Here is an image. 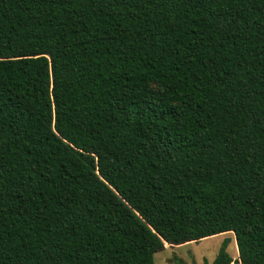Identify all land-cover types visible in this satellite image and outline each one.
<instances>
[{"label":"trees","instance_id":"1","mask_svg":"<svg viewBox=\"0 0 264 264\" xmlns=\"http://www.w3.org/2000/svg\"><path fill=\"white\" fill-rule=\"evenodd\" d=\"M228 232L264 264V0H0V264Z\"/></svg>","mask_w":264,"mask_h":264},{"label":"rangeland","instance_id":"2","mask_svg":"<svg viewBox=\"0 0 264 264\" xmlns=\"http://www.w3.org/2000/svg\"><path fill=\"white\" fill-rule=\"evenodd\" d=\"M226 239H230L228 252L234 260H238V246L234 233L228 232L205 238L199 242H187L181 246H168L155 254L156 264H177L174 257L183 258L188 264H203L205 260L212 262ZM231 264H238L234 261Z\"/></svg>","mask_w":264,"mask_h":264}]
</instances>
